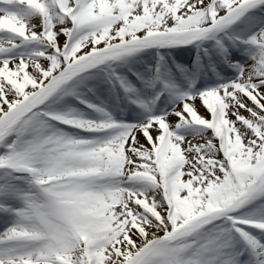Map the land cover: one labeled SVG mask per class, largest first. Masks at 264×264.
<instances>
[{"label": "snow or ice", "instance_id": "6c2138e0", "mask_svg": "<svg viewBox=\"0 0 264 264\" xmlns=\"http://www.w3.org/2000/svg\"><path fill=\"white\" fill-rule=\"evenodd\" d=\"M0 264H264V0H0Z\"/></svg>", "mask_w": 264, "mask_h": 264}]
</instances>
